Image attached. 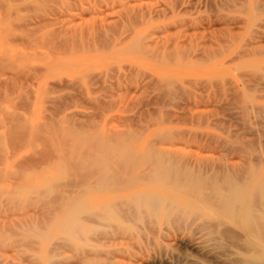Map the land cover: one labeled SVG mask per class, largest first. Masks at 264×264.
Wrapping results in <instances>:
<instances>
[{
  "label": "rangeland",
  "instance_id": "obj_1",
  "mask_svg": "<svg viewBox=\"0 0 264 264\" xmlns=\"http://www.w3.org/2000/svg\"><path fill=\"white\" fill-rule=\"evenodd\" d=\"M94 131L133 162L82 186ZM151 154L204 189L144 179ZM211 178L264 182V0H0V264H257Z\"/></svg>",
  "mask_w": 264,
  "mask_h": 264
},
{
  "label": "bare ground",
  "instance_id": "obj_2",
  "mask_svg": "<svg viewBox=\"0 0 264 264\" xmlns=\"http://www.w3.org/2000/svg\"><path fill=\"white\" fill-rule=\"evenodd\" d=\"M74 133H75V131H74ZM76 134H77V131H76V133H75V137H76ZM97 134V133H96ZM69 135V134H68ZM59 136V135H58ZM70 138L73 140V138H74V136H73V134H72V131H71V133H70ZM92 136H93V134H91V136L89 135V136H87V138H86V136H84V138H82L81 139V142H80V144L82 143V141H83V143H85L87 140H88V143H89V145H90V143H93L94 142V140H92V142H91V139H92ZM109 136V135H108ZM77 137H78V135H77ZM76 137V138H77ZM88 137H91V138H88ZM94 139H97L96 141H98L99 142V144L96 142V146L97 145H99V152L97 153V150H95V152H94V150H93V152H94V155H90V156H88L86 159H82L81 160V162H80V165L79 166H81L82 167V165L84 166V164L86 165V161L87 162H89L88 164H89V166H91V169L88 171V172H82L81 171V169H79L80 171H79V173H78V177H79V179H78V182L80 183V184H82L83 182H84V180H86L87 181V179H88V181H89V178H91L92 180H94V182H95V176H97L96 177V183H98V180L99 179H101V180H104V181H113L114 182V180L118 177V175H119V173H117L116 171L117 170H115L114 168H115V164H117L118 166H120V170H121V172L122 171H128V168L130 167V158H131V156L129 157L128 156V154H127V151L126 152H122V150H121V142H120V144H115V143H108V142H104V141H106V140H104L103 142H102V139H101V142H100V137L97 135V136H95V131H94ZM97 137V138H96ZM85 138H86V141H84L85 140ZM129 139V138H128ZM75 140V139H74ZM74 140H73V142L71 141H68V143L69 144H71V145H69L68 143V145L69 146H65V149H66V147L68 148H70V147H74L75 148V144H76V140H75V143H74ZM131 140V139H130ZM90 141V142H89ZM66 142V141H65ZM79 142H77V145H76V147L78 146V144H79ZM118 142H119V140H118ZM82 143V144H83ZM123 143V142H122ZM64 144V143H63ZM62 144V145H63ZM74 146H73V145ZM84 145V144H83ZM93 145V148H94V146H95V144L93 143L92 144ZM92 145L90 146V148L92 147ZM79 146H81V145H79ZM88 146V145H87ZM82 147H84V146H82ZM97 148V147H96ZM78 149V148H77ZM77 149H75L76 151V154H78V153H80V151L78 152L77 151ZM80 149H82L81 147H80ZM84 149V148H83ZM86 149V148H85ZM92 149V148H91ZM69 150V149H68ZM87 150H88V147H87ZM72 151V149L70 148V152ZM82 151V150H81ZM89 151H90V149H89ZM92 151V150H91ZM69 152V153H70ZM73 152V151H72ZM71 152V153H72ZM85 152H87V151H85ZM88 153V152H87ZM97 153V154H96ZM152 153V152H151ZM75 154V153H74ZM83 154H84V152H83ZM89 154V153H88ZM130 154V153H129ZM80 156H81V154H80ZM85 156H86V153H85ZM83 157V156H82ZM90 157V158H89ZM89 158V159H88ZM145 158H146V156H145ZM68 159V158H67ZM75 159H76V161H77V156H75ZM78 159H79V157H78ZM88 159V160H87ZM132 159V158H131ZM90 160V161H89ZM146 160H148L149 162H153L154 163V167H153V169H151V171L150 172H148V173H146L147 175H146V177H144V179H148V181H155V183H157V182H159V183H164L165 185L167 184L168 186L169 185H171V187L172 186H174L175 188H177V187H181L182 189H179L180 191H182L183 189L184 190H187V189H191V190H193V191H198V192H201L202 191V189H204L203 187H205L204 186V184L203 183H205V182H203L200 178L199 179H197V178H193V177H191L190 175H188L189 173H179V171L176 169V167H173L170 163H168L166 160H163L162 159V157H161V155H158V154H151L150 156H148V158L146 159ZM131 162H133V161H131ZM78 163H79V161H78ZM81 163H83L82 165H81ZM150 164V163H149ZM77 165V164H76ZM114 165V166H113ZM148 166V165H147ZM117 167V166H116ZM151 167V166H150ZM80 168V167H79ZM85 169H86V167H85ZM130 169V168H129ZM64 170V169H63ZM85 171V170H84ZM123 173V172H122ZM121 173V174H122ZM129 174V173H128ZM65 175V174H64ZM79 175H81L82 177V181L80 182L79 180H80V176ZM122 176V175H121ZM139 176V175H138ZM135 177V176H134ZM62 178V177H61ZM99 178V179H98ZM138 179H140L139 177H137ZM136 177H135V179H137ZM143 178V177H142ZM128 179H130L131 180V177L130 178H128ZM212 179V178H211ZM101 180H99V182L101 181ZM122 180V179H121ZM143 180V179H142ZM204 180V179H203ZM213 180L214 179H212V181H210V182H212L213 183ZM87 181V182H88ZM123 181H124V179H123ZM123 181H122V183H123ZM127 181H129V180H127ZM222 181L224 182V180L222 179ZM249 181H251V180H249ZM78 182H77V184H78ZM203 182V183H202ZM120 183V182H119ZM76 184V183H75ZM88 185H89V183H87ZM106 184V183H105ZM107 184H109V183H107ZM133 184H134V182H133ZM210 184V183H209ZM209 184L207 183V186H209ZM221 184H222V182H221ZM223 184H226V187L224 186V185H222L221 187L219 186V185H217V184H215V183H213V185H211V187H210V189H209V187H208V189H209V191L211 190V192L209 193L210 194V196L208 195H206L208 198H210V201L212 202V203H214V205L213 206H215L217 209H218V211H219V213H218V218H221V216H224V217H228V218H230V219H232V220H234L236 223H238L243 229H244V231L246 230L250 235H252V236H250L249 238H248V242H249V244L250 245H254V236H257L258 237V239H261L262 241H264V182H262L261 184L258 182V184H260V186L256 189V192H255V194H253L254 196H253V198H252V200H247V199H244L241 195H240V193H241V191L243 190V187H241V186H237V185H235V184H233V183H231L230 182V180H228V179H225V182L223 183ZM119 185V184H118ZM77 186V185H76ZM82 186H83V184H82ZM72 187V186H71ZM118 187V186H117ZM170 187V188H171ZM81 188V187H80ZM78 189V188H77ZM71 190H73V189H71ZM88 190V189H87ZM177 190H178V188H177ZM60 192V191H59ZM68 192H70V190L68 191ZM72 192H74V191H72ZM75 192H77V191H75ZM7 193V192H6ZM12 193H13V191H12ZM12 193H8V196H9V194H12ZM40 193V192H39ZM67 193V190H65L64 192H63V194H61L62 195V197H60V199L58 198L57 199V201H56V203H54L53 205L56 207V209H58V210H61V211H67V212H69L70 213V215L72 216V219H73V213H75V208L73 209V206H71L72 208H69V206H70V203L68 204L69 206L68 207H66L67 205H65L66 203H65V199L67 200L68 199V194H66ZM79 193V192H78ZM77 193V194H78ZM80 193H81V191H80ZM3 194V193H2ZM1 194V195H2ZM70 195H71V193H70ZM72 195H73V193H72ZM12 196H14V193H13V195H11V197H10V200L9 201H11V198H13ZM80 196V195H79ZM147 196V195H146ZM71 197V196H70ZM69 197V198H70ZM74 198H75V196H73ZM72 197V198H73ZM145 196H142L141 197V199H143ZM150 196H148L147 197V199L149 198ZM152 197V196H151ZM206 197V198H207ZM139 198H140V196L138 197V201H139ZM146 198V197H145ZM77 199V198H76ZM137 199V198H136ZM140 199V200H141ZM152 199L154 200V201H150L149 199L148 200H144V201H141V204H142V202H144V204H146V206L148 205V206H150V207H152L153 205H155L154 204V202H156L155 201V198H153L152 197ZM72 200V199H71ZM79 200H80V198H79ZM2 201V200H1ZM78 201V200H77ZM6 202V201H5ZM158 202V201H157ZM139 204H140V202H138ZM137 205L138 207L140 206V205ZM50 205V204H49ZM75 205V204H74ZM80 205V204H79ZM78 205V206H79ZM83 205V204H82ZM54 207V208H55ZM142 207V206H141ZM155 207V206H154ZM153 208V207H152ZM119 209V208H118ZM117 209V210H118ZM135 209V208H134ZM55 210V209H54ZM125 210H126V208H125ZM77 211V210H76ZM114 211V210H113ZM60 212V211H59ZM105 212V211H104ZM108 212V211H107ZM61 213H63V212H61ZM66 212H64V214H65ZM115 213H117V212H115ZM63 214V215H64ZM69 214H68V216H70ZM100 215H102V214H100ZM114 215V214H113ZM216 215H217V213H216ZM65 216H67V215H65ZM76 216V215H75ZM74 216V217H75ZM98 216H99V214H98ZM103 216H104V214H103ZM100 217V216H99ZM106 217V216H105ZM108 217V216H107ZM216 217V218H217ZM223 217V218H224ZM64 219V221H65V219H66V217L65 218H63ZM77 216H76V221H77ZM68 221V220H67ZM219 221H220V219H219ZM222 221V220H221ZM223 222V221H222ZM61 224V223H60ZM68 225V224H67ZM24 226V225H23ZM42 226V225H41ZM64 227H65V225H64ZM79 230V229H78ZM78 230H77V232H78ZM65 232L68 234V235H73L74 233H72L70 230H65ZM64 232V233H65ZM74 232H76V231H74ZM76 232V233H77ZM8 233V232H7ZM76 233L74 234L75 236H77V237H79L78 235H76ZM9 236V235H8ZM68 237H70V236H68ZM74 238V237H73ZM66 240V239H65ZM247 242V243H248ZM250 248V247H249ZM254 248H255V250H257L258 249V247L256 248V245L254 246ZM254 250V251H255ZM259 250V249H258ZM260 261H258V263L257 264H264V255H260V259H259ZM252 263V262H251Z\"/></svg>",
  "mask_w": 264,
  "mask_h": 264
}]
</instances>
